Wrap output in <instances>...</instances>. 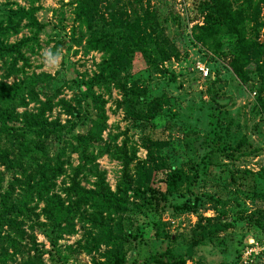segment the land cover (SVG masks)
Here are the masks:
<instances>
[{"label": "trees", "instance_id": "obj_1", "mask_svg": "<svg viewBox=\"0 0 264 264\" xmlns=\"http://www.w3.org/2000/svg\"><path fill=\"white\" fill-rule=\"evenodd\" d=\"M102 2L69 0L66 3L71 6L72 20L82 33L79 42L83 51L101 54L95 71L86 79L76 81L78 92L74 95V104L62 99L57 101L70 118L63 123L56 118L48 119L45 112L51 108L54 92H38L35 89L40 82L38 78H19L10 84L0 81V166L7 174L2 184L4 175L0 173V244L23 240L26 234L17 218H28L32 207L41 203L39 213L53 233L60 230L71 233L74 219L90 226L94 232L89 237L91 246L87 251L97 250L100 246L104 248L102 259L93 261V264H184L191 258L193 245L213 242L224 229L223 222H234L227 218L225 202L219 196L197 194L194 190L197 181L201 180L197 172L198 162L187 170L170 166L161 171L162 175L156 176L152 158L160 153L162 144L159 141L145 144L146 157L135 166L134 175L129 166L135 155L134 148H128L124 142L117 145L118 134L108 135V140L97 152L89 150V143L101 139L107 119L105 100L94 89L108 93L111 87H115L121 96L119 104L133 125L147 123L158 115L163 98H149L146 88L138 86L129 75L134 57L139 54L147 65L157 69L161 62L177 52L166 38L161 24L147 9L128 17L122 8L115 7L116 0ZM262 5L264 0H198L196 16L190 20V33L192 39L213 56L226 60L240 82H249L248 88L255 91V99L264 109V31H259ZM37 9L19 5L0 8V62L7 71L4 77L24 74L25 67H28L27 52H36L40 48L39 34L44 24L34 16ZM21 29H26L27 35L8 41ZM71 32L73 34V27ZM39 93L44 96L43 100L39 99ZM29 102L36 104L33 110L26 109ZM84 107L94 113L85 111ZM18 108L22 110L18 111ZM84 119L88 122L85 134L73 132L75 127L84 123ZM210 133L213 144L210 151L224 149L217 142L216 131L212 129ZM49 148L54 155L49 156ZM69 152L76 153L78 163L70 168L65 185L58 193L54 191L55 180L64 174L62 157H67ZM102 154L120 163L113 190L105 182V171L98 169L95 163V158ZM200 163L201 175L205 177L212 164L211 155L208 153L206 160L202 159ZM83 172L94 178L89 188L80 183ZM259 175L264 177V169ZM256 179L257 174L251 172L229 173L225 185L238 187L245 183L252 189ZM16 187L19 194L13 198ZM202 195L214 202L216 216H197L195 226L189 231L184 255L166 246L126 262L125 243L142 242L146 230L156 234L164 226L158 212L168 205V198H183L171 205L174 210L195 211ZM30 203L34 206H29ZM124 213H132L139 219L134 231L124 229L118 220L114 221V217ZM149 215L156 216L157 220H150ZM240 226L245 229L243 236L264 240V208L253 211ZM162 237L169 241L176 239L168 233ZM48 239L53 247L56 238L48 236ZM33 248L36 251L35 244ZM35 258L37 264H41L39 253Z\"/></svg>", "mask_w": 264, "mask_h": 264}, {"label": "rangeland", "instance_id": "obj_2", "mask_svg": "<svg viewBox=\"0 0 264 264\" xmlns=\"http://www.w3.org/2000/svg\"><path fill=\"white\" fill-rule=\"evenodd\" d=\"M68 1L0 0V8H15L17 5L24 8L37 7L34 16L44 24L43 31L39 34L40 48L26 54L28 67H25V73L4 77L7 71L0 62V81L10 84L19 78H38L40 82L35 87L38 92H54L51 108L45 115L49 120L58 119L60 123L70 117L57 101L62 99L74 104V95L78 92L76 81L86 79L95 71V64L101 55L98 51H83L79 42L82 33L72 20L71 6L66 4ZM106 1L112 0H103L102 4ZM197 2L198 0H116L115 7L122 8L128 17L147 9L161 24L166 38L177 52L175 56L161 62L157 69L147 65L139 54L134 57L129 75L138 86L146 88L149 98H163L158 115L147 123L133 125L119 104L121 96L115 87H111L108 93L102 89H94L105 100L104 112L107 119L101 139L89 143V150L97 152L103 142L108 140V135L118 134L115 139L117 145L124 142L128 148H134L135 155L129 165L132 175L135 166L146 157L145 144L153 141L162 144L159 155L152 158L156 176L162 175L161 171L170 166L187 170L193 163L198 162L197 172L201 180L197 181L194 190L197 194L219 196L225 202L227 218L234 224L223 222L225 227L218 233V239L211 243L193 245L190 248L191 258L184 264H264V247L252 254L246 263L240 260V248L249 238L243 236L245 229L240 224L245 219L248 220L257 208H264V177L259 175L261 169H264V109L257 103L255 91L248 88L249 82H240L229 69L226 60L216 58L192 39L190 20L196 16ZM259 17V31L262 32L264 5L260 7ZM27 33L26 29H21L9 37L8 41L12 42ZM46 49H51L53 53L60 50L58 65L45 67L43 52ZM196 61L202 62L208 68L205 78H201L193 69ZM38 97L40 100L44 99L41 93ZM35 106L34 102H29L26 109L33 110ZM84 110L94 113L90 108L84 107ZM84 120L73 132L85 134L88 122ZM212 129L219 136L217 142L224 146L221 151H210L213 146L210 141ZM208 153L211 155L212 164L204 177L201 175L200 160H206ZM48 154L54 155V151L49 148ZM62 160L64 174L55 180L54 187V191L58 193L65 185L70 168L78 163L75 152H69ZM95 163L98 169L105 171V182L113 190L119 176V161L102 154L95 158ZM243 172L257 174L252 189L245 183H240L238 187L225 185L229 173L238 175ZM0 173L4 175L3 184L7 174L2 166ZM93 180L88 172L80 175V183L84 187H91ZM18 194L16 187L13 198H17ZM168 199V205L165 204L164 210L158 212L164 226L156 234L152 230H146L142 242L125 243L123 248L126 262L139 259L149 252L162 250L166 246H171L175 253L184 255L189 231L195 226L197 216L215 215L214 202L208 201L204 195L195 211L174 210L171 205L181 202L183 198L174 196ZM29 206L34 204L30 203ZM40 207L41 203L32 207L28 218H17L26 235L23 240L15 243L0 244V259H4L0 260V264H37V253L41 264H93V261L102 259V246L97 250L87 251L91 246L89 237L94 232L88 224H81L74 219L71 222L74 231L66 233L60 230L53 233L50 225L45 224V219L39 213ZM86 211L89 212L90 209L87 208ZM148 217L150 220H157L156 216ZM116 220L122 228H130L131 231L140 223L132 213L116 216L114 221ZM166 233L173 234L176 239L169 241L162 237ZM48 236L56 238L53 247ZM255 240L264 246L263 239ZM33 244L36 245V251Z\"/></svg>", "mask_w": 264, "mask_h": 264}, {"label": "built area", "instance_id": "obj_3", "mask_svg": "<svg viewBox=\"0 0 264 264\" xmlns=\"http://www.w3.org/2000/svg\"><path fill=\"white\" fill-rule=\"evenodd\" d=\"M193 69L201 78H205L208 74V68L200 61H196ZM263 245L259 244L253 238H247L244 246L240 250V260L242 263H246L258 250L263 249Z\"/></svg>", "mask_w": 264, "mask_h": 264}, {"label": "clouds", "instance_id": "obj_4", "mask_svg": "<svg viewBox=\"0 0 264 264\" xmlns=\"http://www.w3.org/2000/svg\"><path fill=\"white\" fill-rule=\"evenodd\" d=\"M60 50H57V52L53 53L51 49H46L43 52V60L45 63V67L49 66H56L59 63L60 59Z\"/></svg>", "mask_w": 264, "mask_h": 264}]
</instances>
